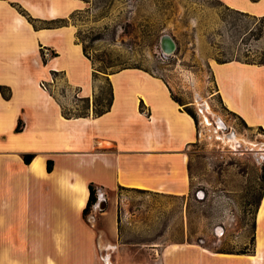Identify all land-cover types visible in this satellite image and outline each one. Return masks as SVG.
<instances>
[{"label": "crops", "instance_id": "obj_1", "mask_svg": "<svg viewBox=\"0 0 264 264\" xmlns=\"http://www.w3.org/2000/svg\"><path fill=\"white\" fill-rule=\"evenodd\" d=\"M218 1L264 15V0ZM83 7L82 0H0V87L8 95L0 91V264H115L113 190L185 197L191 189L197 127L165 80L137 67L103 74L112 102L94 114L95 70L75 28L50 24ZM212 76L226 109L264 127V64L216 63ZM76 183L85 189L81 207L71 191ZM90 183L96 202L83 217ZM256 218L264 223V193ZM166 249L159 264H253L256 256Z\"/></svg>", "mask_w": 264, "mask_h": 264}, {"label": "rangeland", "instance_id": "obj_2", "mask_svg": "<svg viewBox=\"0 0 264 264\" xmlns=\"http://www.w3.org/2000/svg\"><path fill=\"white\" fill-rule=\"evenodd\" d=\"M82 1L67 22L95 70L96 109L109 99L103 74L139 67L165 80L194 114L198 132L189 149L187 196L123 187L110 193L118 207L115 264H159L163 249L180 245L212 254L253 250V264H264V223L256 218L264 193V127H250L226 109L212 76L216 63L264 64V20L218 0ZM164 36L172 51L163 50Z\"/></svg>", "mask_w": 264, "mask_h": 264}, {"label": "trees", "instance_id": "obj_3", "mask_svg": "<svg viewBox=\"0 0 264 264\" xmlns=\"http://www.w3.org/2000/svg\"><path fill=\"white\" fill-rule=\"evenodd\" d=\"M253 1H255V0H253ZM73 14H75V13H73ZM73 14H71L69 16V18H72L73 17ZM258 18H260L261 20H264V15L263 16H260ZM29 21H32V20L29 19ZM58 23H67V20L66 19L65 20L61 19V20H58V21H51L50 22L51 25H55V24H58ZM82 51H83L84 56L89 59V57L87 55V52H86V47L85 46H82ZM137 68H139V67H137ZM93 76L94 77L96 76V73L95 72L93 73ZM0 91H1V93H2L3 96H5V97L8 96L7 93H6V91H5V88L4 87H0ZM174 100L179 103L178 100H176V99H174ZM111 102H112L111 101V90L109 88V99L107 101L106 106L102 110H97L96 109V105H95L94 114L95 115H99L102 112H104L106 109H109V107L111 106ZM185 111L193 118L194 122H196V118H195L194 114L188 108H186V107H185ZM238 118L245 124V122L239 116H238ZM16 130L17 131L20 130L19 125L17 126ZM32 157H33V155H31V154L24 155L23 156L24 163H29V161L31 160ZM50 170H51V162L50 161H47V171H50ZM262 180H263V183H264V174L262 175ZM95 202H96L95 189H94L93 184L90 183L88 185V198H87L86 206L83 208V211H82L83 217H85L88 214L90 208L95 204Z\"/></svg>", "mask_w": 264, "mask_h": 264}, {"label": "bare ground", "instance_id": "obj_4", "mask_svg": "<svg viewBox=\"0 0 264 264\" xmlns=\"http://www.w3.org/2000/svg\"><path fill=\"white\" fill-rule=\"evenodd\" d=\"M166 51V50H165ZM167 52H169V51H167ZM36 166H37V160L36 161H34L33 163H32V165H31V170H35V168H36ZM72 190V192L75 194V196L77 197V203H78V206L79 207H81V206H83V204H84V200H85V189H84V187H83V185L82 184H80V183H76V184H74L73 186H72V188H71Z\"/></svg>", "mask_w": 264, "mask_h": 264}, {"label": "water", "instance_id": "obj_5", "mask_svg": "<svg viewBox=\"0 0 264 264\" xmlns=\"http://www.w3.org/2000/svg\"><path fill=\"white\" fill-rule=\"evenodd\" d=\"M163 50L172 51L173 50V42L168 36H164L161 41Z\"/></svg>", "mask_w": 264, "mask_h": 264}, {"label": "built area", "instance_id": "obj_6", "mask_svg": "<svg viewBox=\"0 0 264 264\" xmlns=\"http://www.w3.org/2000/svg\"><path fill=\"white\" fill-rule=\"evenodd\" d=\"M40 86L43 88V89H46V86L44 83H41Z\"/></svg>", "mask_w": 264, "mask_h": 264}]
</instances>
